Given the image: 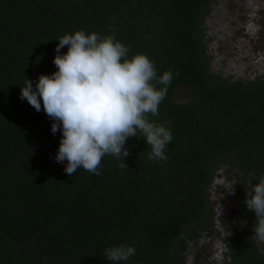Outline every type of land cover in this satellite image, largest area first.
Returning a JSON list of instances; mask_svg holds the SVG:
<instances>
[{
	"label": "trees",
	"instance_id": "obj_1",
	"mask_svg": "<svg viewBox=\"0 0 264 264\" xmlns=\"http://www.w3.org/2000/svg\"><path fill=\"white\" fill-rule=\"evenodd\" d=\"M212 1L0 0V264H110L105 249L121 244L137 249L121 264H185L188 242L213 225L209 191L222 168L233 172L243 222L231 264H264L244 204L248 173L264 176V78L212 73L204 26ZM81 30L114 31L129 59L143 53L158 76L172 71L159 116H150L171 122L167 162L150 160L135 137L125 145L128 170L111 155L101 176L83 168L69 176L67 161L56 162L62 130L52 134L42 100L37 112L21 87L56 72L58 39ZM180 85L191 93L184 103Z\"/></svg>",
	"mask_w": 264,
	"mask_h": 264
},
{
	"label": "clouds",
	"instance_id": "obj_2",
	"mask_svg": "<svg viewBox=\"0 0 264 264\" xmlns=\"http://www.w3.org/2000/svg\"><path fill=\"white\" fill-rule=\"evenodd\" d=\"M58 42L54 58L58 70L40 75L35 88L27 78L20 99L37 112L42 100L43 111L54 121L52 134L62 130L55 160L67 161L64 171L71 176L83 168L101 176L105 155L122 161L119 167L128 170L124 161L131 153L125 145L132 137L144 139L151 147L150 160L167 162L166 146L173 140L171 122L152 121L150 116H159L172 71L158 76L154 61L143 53L129 59V48L116 39L114 31L102 36L81 30ZM65 46L68 51L61 54ZM247 183L244 204L255 213L253 237L264 242V176L249 172ZM136 251L128 244L109 246L104 257L110 264H121Z\"/></svg>",
	"mask_w": 264,
	"mask_h": 264
},
{
	"label": "rangeland",
	"instance_id": "obj_3",
	"mask_svg": "<svg viewBox=\"0 0 264 264\" xmlns=\"http://www.w3.org/2000/svg\"><path fill=\"white\" fill-rule=\"evenodd\" d=\"M204 26L215 76L241 82L264 78V0H213ZM190 97L185 85L177 88V102ZM232 175L226 168L215 175L209 191L213 225L188 242L185 264H231L229 246L243 227ZM256 245L264 256V242Z\"/></svg>",
	"mask_w": 264,
	"mask_h": 264
}]
</instances>
